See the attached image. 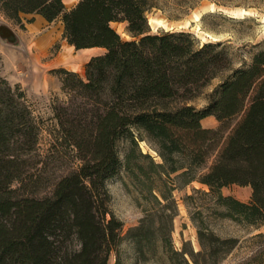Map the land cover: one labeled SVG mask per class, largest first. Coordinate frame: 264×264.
Masks as SVG:
<instances>
[{
  "label": "trees",
  "instance_id": "trees-1",
  "mask_svg": "<svg viewBox=\"0 0 264 264\" xmlns=\"http://www.w3.org/2000/svg\"><path fill=\"white\" fill-rule=\"evenodd\" d=\"M155 2L78 0L67 9L64 0H0V12L22 27V14L60 18L63 37L77 50L105 49L84 75L54 69L62 96L52 98L56 123L46 148L43 120L26 90L0 75V264H109L114 251L120 264L124 222L110 208L106 182L122 167L134 181L145 174L152 191L163 174L199 181L215 213L256 228L264 223V46L235 68L222 41L153 32L147 13ZM114 22H125L131 38ZM224 74L202 108L192 103ZM207 116L218 125L204 126ZM231 184L250 186L251 199L225 195ZM45 187L50 191L40 194ZM198 236L202 250L190 253L193 262L168 236L161 246L173 264H219L241 242L201 225ZM250 240L259 245L255 261L264 255V232Z\"/></svg>",
  "mask_w": 264,
  "mask_h": 264
},
{
  "label": "rangeland",
  "instance_id": "rangeland-1",
  "mask_svg": "<svg viewBox=\"0 0 264 264\" xmlns=\"http://www.w3.org/2000/svg\"><path fill=\"white\" fill-rule=\"evenodd\" d=\"M76 2L67 0L66 8L73 7ZM155 3L147 13L153 32L185 30L194 33L201 43L222 41L235 68L251 63L254 53L264 46V0H156ZM22 20L24 27L0 12V25L6 24L16 33V40L7 41L6 46L0 37V75L12 84H21L26 90L36 115L43 120L42 146L46 148L49 131L56 123L52 98L62 96L61 81L54 69L65 67L84 75L89 60L79 70L63 64L52 65V61L69 45L63 37L62 20L58 18L48 22L37 13L23 14ZM113 25L124 38H131L125 22H114ZM38 43L46 49V54L35 60L30 48ZM74 51L77 53L79 50L74 48ZM104 51L103 48H95L90 57ZM225 74L206 85L192 103L202 108ZM202 124L216 127L218 121L215 116H207ZM140 146L157 162H163L155 148L146 141H141ZM119 150L124 159L126 145L120 143ZM66 169L65 166L58 169V175ZM176 175L157 177L154 184L157 189L154 191L149 189L150 182L145 174H140L139 180L134 181L124 167L107 180L110 208L124 222V239L118 247L120 264H173L161 246L164 235L169 237L175 249L185 252L193 262L190 253L202 250L198 236L200 225L222 237L235 236L241 240L239 246L219 264H264V255L251 261L259 245L250 240L252 235L264 232V223L256 228L215 213L214 199L205 193L209 191L207 185L196 180L186 183ZM49 191L50 188L45 187L40 194ZM222 192L247 202L251 199L252 189L231 184L223 187ZM116 259L114 251L109 264H116Z\"/></svg>",
  "mask_w": 264,
  "mask_h": 264
},
{
  "label": "bare ground",
  "instance_id": "bare-ground-1",
  "mask_svg": "<svg viewBox=\"0 0 264 264\" xmlns=\"http://www.w3.org/2000/svg\"><path fill=\"white\" fill-rule=\"evenodd\" d=\"M65 2L67 0H64ZM73 45H68L65 49L52 61V65H68L75 70L83 68V64L89 60L95 48L80 49L77 53L74 51ZM34 52L35 60H38L41 56L46 54V49L41 44H36L30 48ZM36 50V52L34 51Z\"/></svg>",
  "mask_w": 264,
  "mask_h": 264
},
{
  "label": "water",
  "instance_id": "water-1",
  "mask_svg": "<svg viewBox=\"0 0 264 264\" xmlns=\"http://www.w3.org/2000/svg\"><path fill=\"white\" fill-rule=\"evenodd\" d=\"M0 37L9 42H14L16 40L15 31L6 24L0 25Z\"/></svg>",
  "mask_w": 264,
  "mask_h": 264
},
{
  "label": "crops",
  "instance_id": "crops-1",
  "mask_svg": "<svg viewBox=\"0 0 264 264\" xmlns=\"http://www.w3.org/2000/svg\"><path fill=\"white\" fill-rule=\"evenodd\" d=\"M78 1V0H77ZM24 15H26V14H24ZM22 16H23V14H22ZM42 16V15H41ZM43 17V16H42ZM44 18V17H43ZM45 20H47L46 18H44ZM48 21V20H47ZM49 22V21H48ZM1 40H4V39H2L1 38ZM8 44V42H7V40H4V42H2V44L4 45V44ZM4 46H6V45H4ZM91 48H100V47H91ZM83 49H86V48H83ZM80 50V49H79ZM91 58V57H90Z\"/></svg>",
  "mask_w": 264,
  "mask_h": 264
}]
</instances>
